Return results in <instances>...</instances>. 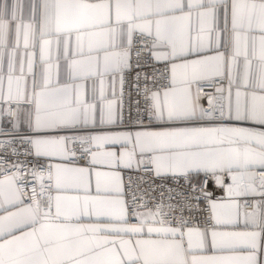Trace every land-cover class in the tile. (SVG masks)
<instances>
[{
    "label": "snow or ice",
    "instance_id": "1",
    "mask_svg": "<svg viewBox=\"0 0 264 264\" xmlns=\"http://www.w3.org/2000/svg\"><path fill=\"white\" fill-rule=\"evenodd\" d=\"M0 264H264V0H0Z\"/></svg>",
    "mask_w": 264,
    "mask_h": 264
}]
</instances>
